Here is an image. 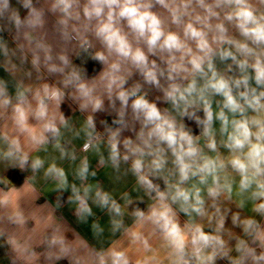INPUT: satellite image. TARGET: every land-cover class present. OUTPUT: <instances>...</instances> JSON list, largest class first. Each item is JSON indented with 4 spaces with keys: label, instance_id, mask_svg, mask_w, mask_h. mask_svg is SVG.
<instances>
[{
    "label": "clouds",
    "instance_id": "9594fccd",
    "mask_svg": "<svg viewBox=\"0 0 264 264\" xmlns=\"http://www.w3.org/2000/svg\"><path fill=\"white\" fill-rule=\"evenodd\" d=\"M0 264H264V0H0Z\"/></svg>",
    "mask_w": 264,
    "mask_h": 264
},
{
    "label": "crops",
    "instance_id": "0c3cea01",
    "mask_svg": "<svg viewBox=\"0 0 264 264\" xmlns=\"http://www.w3.org/2000/svg\"><path fill=\"white\" fill-rule=\"evenodd\" d=\"M89 72L91 73V68L93 67V63L89 62V64L87 65ZM9 178L16 183L17 185H19L20 183H22L23 177L18 174L17 172H9L8 173Z\"/></svg>",
    "mask_w": 264,
    "mask_h": 264
},
{
    "label": "water",
    "instance_id": "95a60500",
    "mask_svg": "<svg viewBox=\"0 0 264 264\" xmlns=\"http://www.w3.org/2000/svg\"><path fill=\"white\" fill-rule=\"evenodd\" d=\"M91 70H92V68H91Z\"/></svg>",
    "mask_w": 264,
    "mask_h": 264
}]
</instances>
